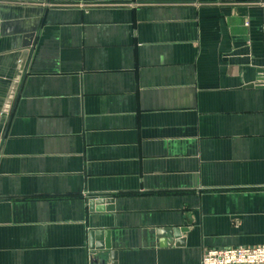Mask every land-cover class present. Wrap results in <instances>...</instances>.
I'll return each mask as SVG.
<instances>
[{
  "label": "crops",
  "instance_id": "crops-1",
  "mask_svg": "<svg viewBox=\"0 0 264 264\" xmlns=\"http://www.w3.org/2000/svg\"><path fill=\"white\" fill-rule=\"evenodd\" d=\"M263 2L0 0V264L264 246Z\"/></svg>",
  "mask_w": 264,
  "mask_h": 264
},
{
  "label": "built area",
  "instance_id": "built-area-1",
  "mask_svg": "<svg viewBox=\"0 0 264 264\" xmlns=\"http://www.w3.org/2000/svg\"><path fill=\"white\" fill-rule=\"evenodd\" d=\"M200 264H264V246L208 249Z\"/></svg>",
  "mask_w": 264,
  "mask_h": 264
},
{
  "label": "water",
  "instance_id": "water-1",
  "mask_svg": "<svg viewBox=\"0 0 264 264\" xmlns=\"http://www.w3.org/2000/svg\"><path fill=\"white\" fill-rule=\"evenodd\" d=\"M103 203L106 205V207H103L104 206ZM112 204L113 201L111 200L110 201L107 200L105 202L90 200L88 202V209L90 213L103 212V211L112 212L113 211ZM185 231L186 229L184 228H173V229L164 228V229H154L153 231H149L148 233L151 236L155 237L156 241L158 242V246L160 248H166V247L171 248L174 245L178 246L183 243V240H180V238H181V234L184 233ZM109 256H110L111 264H116L117 253L111 252L109 253ZM90 257H91L90 260H92L93 264H105L107 258L106 255L96 257L94 256L93 253L91 254Z\"/></svg>",
  "mask_w": 264,
  "mask_h": 264
},
{
  "label": "rangeland",
  "instance_id": "rangeland-1",
  "mask_svg": "<svg viewBox=\"0 0 264 264\" xmlns=\"http://www.w3.org/2000/svg\"><path fill=\"white\" fill-rule=\"evenodd\" d=\"M94 256H96V257H100V256H97V255H95V254H94Z\"/></svg>",
  "mask_w": 264,
  "mask_h": 264
}]
</instances>
